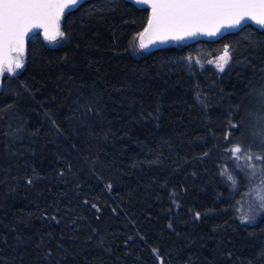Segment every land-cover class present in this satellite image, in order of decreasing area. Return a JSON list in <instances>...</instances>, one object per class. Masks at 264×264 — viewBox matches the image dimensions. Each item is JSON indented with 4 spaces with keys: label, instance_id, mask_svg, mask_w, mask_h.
<instances>
[{
    "label": "trees",
    "instance_id": "1",
    "mask_svg": "<svg viewBox=\"0 0 264 264\" xmlns=\"http://www.w3.org/2000/svg\"><path fill=\"white\" fill-rule=\"evenodd\" d=\"M149 16L84 0L0 76V264H264V27L145 51Z\"/></svg>",
    "mask_w": 264,
    "mask_h": 264
},
{
    "label": "snow or ice",
    "instance_id": "2",
    "mask_svg": "<svg viewBox=\"0 0 264 264\" xmlns=\"http://www.w3.org/2000/svg\"><path fill=\"white\" fill-rule=\"evenodd\" d=\"M151 7L147 26L138 33L139 47L187 36L218 35L222 29L238 28L247 20L264 26V0H139ZM80 0H0V74L15 73L23 66L25 39L34 28L44 30L45 39L63 37L60 21ZM15 54L14 56L12 54ZM231 59L229 46L215 61L223 71ZM229 151L239 158L242 148ZM252 160L251 154L247 156ZM262 160L264 157L256 156ZM251 167V165H250ZM229 179H232L229 176ZM264 208V191L257 193ZM248 219V217H245ZM155 251V250H154Z\"/></svg>",
    "mask_w": 264,
    "mask_h": 264
},
{
    "label": "water",
    "instance_id": "3",
    "mask_svg": "<svg viewBox=\"0 0 264 264\" xmlns=\"http://www.w3.org/2000/svg\"><path fill=\"white\" fill-rule=\"evenodd\" d=\"M82 1H84V0H80V3ZM128 1H130L133 4H135L138 8L139 7H146V8H148L149 9V15L151 14V7L148 4L139 2V0H128ZM80 3L75 8H73V9H76L78 6H80ZM147 23H148V21L146 22L144 28L147 26ZM248 24H250V25H252L255 28L260 29V30L264 27V26L258 25L255 21L247 20V21H245L244 24H242L238 28H225V29H222V31L218 35H216V36H209V35H206V34H198V35H194V36H187V37H185L183 39H168V40L163 41V42L157 41V42H155L153 44H149V46L147 48L143 49V50H145V51H152L153 49H156V48H159V47L164 46L167 42H171L172 44L178 43V44L184 45V44H187V43L199 42L200 40H206V41L218 40L220 38H223L224 35L229 34V33H234L235 31H238V30L242 29L243 27H245ZM143 29L140 32H142ZM36 33H40L42 35V37L45 39L44 30L43 29H40V28H34L29 33V35L26 37V39H25V49H26V46H27L28 39L31 38L32 36H34ZM137 39H138V36H137ZM138 44H139V39H138Z\"/></svg>",
    "mask_w": 264,
    "mask_h": 264
},
{
    "label": "rangeland",
    "instance_id": "4",
    "mask_svg": "<svg viewBox=\"0 0 264 264\" xmlns=\"http://www.w3.org/2000/svg\"><path fill=\"white\" fill-rule=\"evenodd\" d=\"M166 44H172V43L171 42H167ZM223 51H224V49H223ZM223 51L218 53V55L216 57L212 58V60H210V61H215L219 56H221L223 54ZM12 55L14 56L15 54L13 53ZM23 63H24V55H23ZM211 64H213V66L216 67V64L214 62L211 63ZM22 68L23 67H21L20 69H22ZM20 69L16 70V72H18ZM5 73H7V72H5ZM8 74L12 75L13 73H8ZM261 191H264V183H261V184L255 186L253 188L252 192L249 194L250 195L249 203H248L247 206H245L243 208V211L250 213L251 216L250 215L249 216L252 217V218L249 219V220L254 221V219L258 218L260 215H262L264 213V208L260 207L261 201H260V199L258 198V195H257V193L261 192Z\"/></svg>",
    "mask_w": 264,
    "mask_h": 264
}]
</instances>
